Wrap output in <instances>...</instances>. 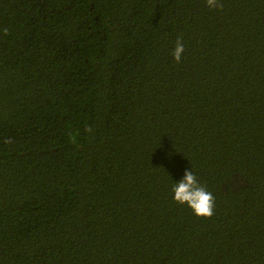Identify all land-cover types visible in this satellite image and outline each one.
Listing matches in <instances>:
<instances>
[{"label": "trees", "instance_id": "obj_1", "mask_svg": "<svg viewBox=\"0 0 264 264\" xmlns=\"http://www.w3.org/2000/svg\"><path fill=\"white\" fill-rule=\"evenodd\" d=\"M222 3L0 0V264H264V0Z\"/></svg>", "mask_w": 264, "mask_h": 264}, {"label": "clouds", "instance_id": "obj_2", "mask_svg": "<svg viewBox=\"0 0 264 264\" xmlns=\"http://www.w3.org/2000/svg\"><path fill=\"white\" fill-rule=\"evenodd\" d=\"M206 6L210 10L223 11L224 4L222 0H206ZM4 34H8L5 28ZM185 47L182 37H178L172 52L173 59L179 63L182 59ZM5 143H11L6 140ZM173 199L179 205H187L198 218L210 219L215 214V197L201 184L195 174L186 171L183 179L175 183L172 189Z\"/></svg>", "mask_w": 264, "mask_h": 264}]
</instances>
